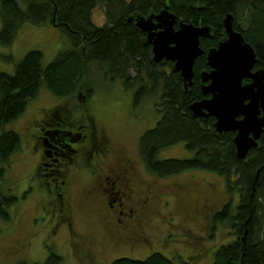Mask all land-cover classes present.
<instances>
[{"label":"trees","instance_id":"trees-1","mask_svg":"<svg viewBox=\"0 0 264 264\" xmlns=\"http://www.w3.org/2000/svg\"><path fill=\"white\" fill-rule=\"evenodd\" d=\"M165 7L177 16L176 27L181 21L211 27V35L201 38L205 52L195 61L193 86L188 89L173 62L153 61L146 33L129 20L157 14ZM229 13L234 17V28L257 54L255 69L264 68V0H2L0 46L12 45L17 31L26 23L56 26L67 37L69 46L47 66L43 64V52L34 49L15 63L13 72L0 71V219L10 221V208L20 200L4 182L10 157L21 149V137L6 127L26 111L43 86L60 97L82 90L80 94L89 99L94 92L87 81L91 64H106L110 79L121 80L127 90L135 88V107L162 87L161 116L140 137V152L149 171L159 177L190 170L209 171L225 179L231 195L238 193V203H229L215 216V221L230 222L238 238L218 247L213 264H264V131L259 145L240 159L235 132L220 134L214 126L215 117H195L189 108L194 101L210 96L203 92L200 74L210 70L208 51L227 38L223 21ZM0 59L14 63V56L1 50ZM167 66L171 68L167 70ZM133 69L137 70L136 76H132ZM58 113L56 118L47 114L42 129L58 132L57 138L70 144L64 149L67 156L60 157L68 161V157L75 156L71 154L77 143L85 141L86 132L79 137L78 132L67 128L68 117ZM179 143H185L193 153L190 158L159 159L161 151ZM30 192L27 189L22 198ZM180 260L176 263L155 251L145 259L121 257L109 264H186ZM43 264H63V259L49 250Z\"/></svg>","mask_w":264,"mask_h":264},{"label":"rangeland","instance_id":"rangeland-1","mask_svg":"<svg viewBox=\"0 0 264 264\" xmlns=\"http://www.w3.org/2000/svg\"><path fill=\"white\" fill-rule=\"evenodd\" d=\"M68 46L67 37L56 26L26 23L17 31L12 45L0 46L3 54L14 56V63L0 59V71L13 72L15 63L34 49L43 52V64L47 66ZM108 68L106 64H91L87 81L92 83L94 92L89 99L80 94L82 90L60 97L43 86L26 111L6 127L21 137V149L10 157L4 182L20 200L10 208V221L0 219V264L21 261L43 264L49 250L59 253L63 264H84L79 258L87 248L99 264H109L121 257L145 259L155 251L176 263L182 259L186 264H213L218 247L238 238L230 222L215 221L216 214L226 205L231 202L236 205L239 201L238 193L228 192L223 177L204 170L159 177L147 168L140 152V137L161 116L162 87L135 107V88L127 90L121 80L110 79ZM170 68L167 66V70ZM131 72L132 76L138 74L135 69ZM58 112L68 117L67 128L87 133L86 141L77 143L83 155L72 161L61 159L68 162L62 168L68 186L69 205L65 209L53 205L63 176H47L53 167L43 164L53 162L56 157L43 159L38 139L46 115L56 118ZM94 126L109 150L126 156L135 166L132 185L135 194L131 198H145L142 190L154 189L155 207L144 220L143 229L150 247L143 241L123 243L106 227L105 208L114 216L125 218L119 212L132 206L126 197L112 201L115 195H110L114 206L108 209L109 194L105 189L113 187L111 192L118 189L117 183L113 184L116 159L111 152L93 151L95 144L90 138ZM192 155L185 143H179L161 151L159 159ZM27 189L31 192L22 198Z\"/></svg>","mask_w":264,"mask_h":264},{"label":"water","instance_id":"water-1","mask_svg":"<svg viewBox=\"0 0 264 264\" xmlns=\"http://www.w3.org/2000/svg\"><path fill=\"white\" fill-rule=\"evenodd\" d=\"M233 15L223 21L227 38L207 53L210 70L200 74L204 94L210 95L190 104L195 117H215L214 126L223 134L235 132L237 156L245 159L259 145L264 131V68L255 69L257 54L243 34L233 26ZM146 33L152 44L153 61L169 60L179 71L185 88L193 86L196 59L204 54L201 38L211 35L208 25L181 21L165 7L149 16L130 17ZM247 79V82L244 80ZM245 250L246 234L242 238Z\"/></svg>","mask_w":264,"mask_h":264},{"label":"flooded vegetation","instance_id":"flooded-vegetation-1","mask_svg":"<svg viewBox=\"0 0 264 264\" xmlns=\"http://www.w3.org/2000/svg\"><path fill=\"white\" fill-rule=\"evenodd\" d=\"M44 129V128H43ZM43 129H40V134L38 135V139L41 142L42 146V158L46 159V155L49 156H56V158L51 163H45L43 162L44 166H52L53 169L50 170L51 172H47L46 175H57V176H63L62 184L59 185V188L61 190H58L57 196L53 201V205L60 208H67L69 205V202L67 201V192H68V186L67 181L65 180V176L62 173V168L65 166L68 162H65L61 160L60 157H66L67 155L64 153V149L71 147L69 143H64V139H58L57 135L58 132H55L54 134L49 132H44ZM89 134V133H88ZM79 137H82V133L78 132ZM85 141L87 139V133L84 136ZM94 141V149L93 151H97L98 153H101L102 150L106 151L107 153L111 152L116 159V168L113 171V169H110L114 173V179L113 184L118 186V189L116 192H111V187H108L105 189V191L109 194L108 200L110 199V195H115L114 201L116 198L122 199L123 197H126L130 200V205L132 207L129 208L128 211H120L118 215H122L125 218H119L116 217V214H112L109 210L105 208L103 212V218L105 219L106 227L108 230L114 235L119 238H121L123 243H131L132 241H139V242H145L150 247L149 240L146 238L145 232H144V220L152 214V209L155 207V195H154V189L151 187H146L142 190L143 193H145V198H138L134 199L131 198L135 193V191L132 188V185H134V177H135V166L133 163L126 157L119 155L118 153H115L112 150H109V146L104 138L101 137V134L99 132V129L97 126H94V128L91 131V138L90 142L92 143ZM83 142V141H82ZM90 143V144H91ZM89 145V144H88ZM87 148V147H86ZM86 150V149H85ZM83 150L82 148L77 145V147H74L72 150V154H75L74 157H68V161H72L76 156H82ZM97 153V154H98ZM56 166V167H54ZM44 169V168H43ZM96 189V188H95ZM97 191L94 193L96 194ZM110 192V193H109ZM100 193V192H99ZM103 198V197H101ZM104 198L101 203H103ZM112 201H108L110 206L108 209L113 208ZM106 203V202H105ZM121 206L123 204H120ZM67 206V207H66ZM103 210V208H101ZM112 210V209H111ZM80 261H82L84 264H99V261L93 257L91 254L89 248L85 249V251L80 256Z\"/></svg>","mask_w":264,"mask_h":264}]
</instances>
